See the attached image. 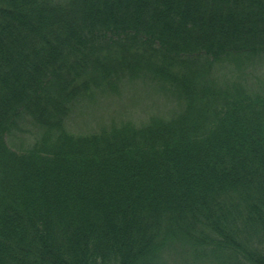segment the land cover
<instances>
[{
  "label": "trees",
  "instance_id": "1",
  "mask_svg": "<svg viewBox=\"0 0 264 264\" xmlns=\"http://www.w3.org/2000/svg\"><path fill=\"white\" fill-rule=\"evenodd\" d=\"M260 53L264 0H0V264H264V87L209 76ZM143 79L177 108L67 129Z\"/></svg>",
  "mask_w": 264,
  "mask_h": 264
},
{
  "label": "rangeland",
  "instance_id": "2",
  "mask_svg": "<svg viewBox=\"0 0 264 264\" xmlns=\"http://www.w3.org/2000/svg\"><path fill=\"white\" fill-rule=\"evenodd\" d=\"M210 75L216 78L218 84L239 82L248 92L260 91V88L264 87V54L224 58L219 63H212ZM79 102L73 107L67 120V129L75 134L97 131L112 122L118 123L123 120H132L140 124L153 113L160 112L166 115L177 108L174 96L164 93L147 79L125 80L115 89H104L92 99ZM27 121L28 118L20 120L18 125L20 128L14 129L10 136H6V141L11 147L18 141H30L32 134L36 132V128L38 129V126ZM183 259L185 260V257ZM181 264L190 263L185 261Z\"/></svg>",
  "mask_w": 264,
  "mask_h": 264
}]
</instances>
